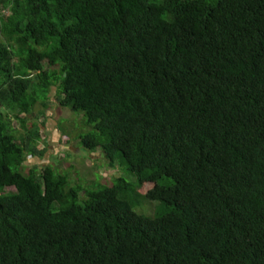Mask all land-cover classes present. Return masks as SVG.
I'll use <instances>...</instances> for the list:
<instances>
[{
  "label": "trees",
  "instance_id": "obj_1",
  "mask_svg": "<svg viewBox=\"0 0 264 264\" xmlns=\"http://www.w3.org/2000/svg\"><path fill=\"white\" fill-rule=\"evenodd\" d=\"M53 87L168 214L24 173ZM0 264H264V0H0Z\"/></svg>",
  "mask_w": 264,
  "mask_h": 264
},
{
  "label": "rangeland",
  "instance_id": "obj_2",
  "mask_svg": "<svg viewBox=\"0 0 264 264\" xmlns=\"http://www.w3.org/2000/svg\"><path fill=\"white\" fill-rule=\"evenodd\" d=\"M50 103L43 115H40L43 107L37 105L34 114L30 116L28 128L33 123L40 126V141L38 150H44L43 156H28L24 163V173L28 174L33 168L38 171L47 164L55 165L59 173L70 178V184L75 187H82L86 191L99 190L112 187L119 178L124 179L129 185L128 191L123 197H128L132 203V211L148 218L165 216L169 208L161 202L149 201L142 193L136 176L125 166L117 164L114 168L108 165L107 159L102 153H93L82 146L80 137L90 131L87 119L81 113L70 108L62 107L57 98V88H51L49 92ZM17 136H24L23 128L13 122ZM98 152V151H97ZM100 152V151H99ZM151 185H147V190ZM14 192V188H7ZM82 196L80 204L85 203V196Z\"/></svg>",
  "mask_w": 264,
  "mask_h": 264
},
{
  "label": "crops",
  "instance_id": "obj_3",
  "mask_svg": "<svg viewBox=\"0 0 264 264\" xmlns=\"http://www.w3.org/2000/svg\"><path fill=\"white\" fill-rule=\"evenodd\" d=\"M100 151V152H99ZM93 153H102V151L101 150H98V152H93ZM102 155H103V153H102Z\"/></svg>",
  "mask_w": 264,
  "mask_h": 264
}]
</instances>
